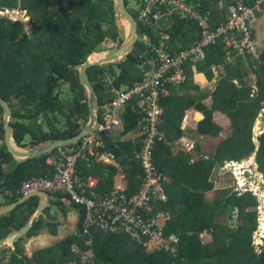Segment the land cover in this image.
I'll return each mask as SVG.
<instances>
[{
	"label": "trees",
	"instance_id": "trees-1",
	"mask_svg": "<svg viewBox=\"0 0 264 264\" xmlns=\"http://www.w3.org/2000/svg\"><path fill=\"white\" fill-rule=\"evenodd\" d=\"M123 1L137 21V39L133 47L121 59L87 70L97 94L100 120V106L112 99L110 89L131 87L140 82L142 64L150 67L148 63L155 47L174 53L202 39V28L187 13L174 11L175 20L170 27L154 29L151 23L139 20L136 7H129L130 0ZM219 1L223 2L222 7ZM243 1L248 6L253 4V0ZM187 2L207 13L213 30L225 23L227 6L234 5L231 0ZM0 10L25 13L31 29V34H27L19 19L0 16V97L9 104L12 113L10 125L14 141L21 148L34 149L74 137L89 120L88 99L79 79V66L90 53L99 52L105 43L118 45L122 42L114 0H0ZM249 31L254 42V25ZM241 38L238 34V39ZM223 39L219 36L205 45L202 58L184 62L185 81L169 87L168 95L162 96L158 103L164 106L162 126L166 140L164 137L158 143L154 154L157 166L169 180L164 184L167 199L153 200L154 212H170L164 230L167 235L175 234L178 238L176 250L149 251L128 234L111 233L98 225L85 233L86 211L71 203L79 216L77 232L29 258L23 251L25 240L46 230L56 233L60 225L58 217L51 214V208L56 205L64 210L61 200L65 196L53 193L44 216L14 244V249L0 250V264H66L72 258L71 249L75 245L94 250L91 264H264V246L257 251L252 239L259 227L258 214L248 211L257 207L256 197L251 192L238 195L226 189L214 201L206 200V194L214 190V169L226 161L242 162L256 156L259 171L264 175V131L257 141L254 140L256 120L264 108V52L237 55L235 51L225 50ZM192 65L203 72L211 71V66L215 65L239 69L236 74L231 69L226 70L225 77L212 92L211 107L206 108L200 100L183 103L182 97L179 100L175 96L174 89L178 87H196L191 79ZM248 75H254V84H248ZM183 106H194L201 111L205 118L198 122L197 131L210 140L222 132L212 114L219 111L230 119V136L213 154L196 146L187 152L183 148L176 149L183 136L179 121ZM3 116L0 107V141L4 142L0 144V198L3 200L0 208L22 198L20 188L24 181L49 174L46 160L58 151L55 149L26 161L16 160L6 146ZM142 117L138 102L134 100L124 111V131L101 133L105 143L101 148L115 153V163H78L80 177L99 179L97 192L100 195L109 194L121 169L128 192L139 190L144 168L136 158V150L140 149L141 138L137 136L132 140L130 135L137 132L138 120ZM125 135L127 138L122 139ZM27 137H31L30 143H26ZM38 203V198L33 197L0 216V240L24 227ZM235 211L241 224L232 221ZM204 231L212 234L210 242L201 239ZM87 240H92L90 246L86 245Z\"/></svg>",
	"mask_w": 264,
	"mask_h": 264
},
{
	"label": "built area",
	"instance_id": "built-area-1",
	"mask_svg": "<svg viewBox=\"0 0 264 264\" xmlns=\"http://www.w3.org/2000/svg\"><path fill=\"white\" fill-rule=\"evenodd\" d=\"M233 2L234 5L229 7L225 23L213 30L210 29L207 13L200 12L196 5L189 4L187 0H141L138 8L139 20L154 23L159 18L160 7H165L170 12L187 13L202 28L201 41L174 53L155 47L154 55L148 63L150 67L142 64L143 78L140 82L131 87L110 89L112 99L100 106L102 119L96 131L83 137L77 148L70 150L59 148L50 155L46 160L50 168L49 174L24 181L20 195L25 197L41 191L48 195L50 201L51 194L62 193L70 203L81 206L86 211L85 233L98 225L111 233L128 234L149 251L165 249L174 252L178 238L175 234L167 235L164 230L171 217L170 212L165 210L154 212L156 206L153 200L167 199L164 183L169 180L157 166L154 154L156 146L165 137L162 126L163 107L158 103L162 96L168 95L171 87L185 81L184 62L202 58L205 45L213 43L219 36L224 37L226 51H235L237 55L257 52L250 38L249 29L257 14L261 12L264 0H253L252 6L246 5L243 0ZM238 34H241V39H238ZM134 100H137L139 112L143 115L142 119L138 120V130L134 132L136 136H131L132 140L137 136L141 138L136 158L144 168V174L140 177L142 184L138 191L129 193L124 180L125 173L121 169L109 194L102 196L97 192L99 179L80 177L77 173L78 163L80 161L115 163V153L101 148L105 144L101 133L124 131V111ZM228 163L238 166L241 164L233 161ZM91 244L92 240H87L86 245ZM71 252L72 258L66 264L93 262L92 248L83 249L75 245Z\"/></svg>",
	"mask_w": 264,
	"mask_h": 264
},
{
	"label": "water",
	"instance_id": "water-1",
	"mask_svg": "<svg viewBox=\"0 0 264 264\" xmlns=\"http://www.w3.org/2000/svg\"><path fill=\"white\" fill-rule=\"evenodd\" d=\"M114 3L116 17L124 21V26H122V42H120L118 45L110 46L106 50L103 49L100 52L91 53L89 57L86 58L84 63L81 64L78 68L80 82L87 94L89 120L87 125L77 135L69 139L58 140L34 149H29L28 151L21 150L14 142L10 125L12 113L9 104L0 97V107L2 108L4 113L5 142L9 152L14 156V158L21 161H26L48 154L55 149L74 146L77 145L83 137L88 136L92 132L96 131L100 123L99 113L97 112V94L88 79L87 70L92 66H100L101 64L119 60L129 53L137 39L136 19L126 8L123 0H114ZM159 13L160 17L155 21L154 24H152V27L154 29L158 27L161 30L170 27L175 20L174 15L165 7L160 8ZM33 197H37L39 203L36 210L31 215L28 223L21 229L15 230L2 238L0 240V250L12 248L21 237L25 236L28 233V231L41 218V216L44 214V211L49 206V197L45 192H34L29 194L28 196L21 198L15 203L0 208V216H2L11 212L17 206L23 204Z\"/></svg>",
	"mask_w": 264,
	"mask_h": 264
},
{
	"label": "crops",
	"instance_id": "crops-1",
	"mask_svg": "<svg viewBox=\"0 0 264 264\" xmlns=\"http://www.w3.org/2000/svg\"><path fill=\"white\" fill-rule=\"evenodd\" d=\"M134 7H138L140 4V0H132ZM223 2L219 1V7H222ZM254 44L257 48V51L264 52V6L262 7L261 12L257 15L255 22H254ZM259 58V57H258ZM231 69L235 72L239 68L236 66H230L229 68H224L221 65L211 66V71L203 72L201 70H196L195 66H191L190 70L193 72L191 79L192 83L196 85L194 88L189 87H178L174 89L175 96L181 100L183 103L185 101H192V100H200L206 108H210L212 105V92L215 90L217 83L225 77L226 70ZM248 84H254L255 77L254 75H248L247 77ZM183 110L181 112V116L179 117V121L183 127V136L182 139L186 141L188 137H191V133L195 132V129L198 128V122L202 121L205 117L194 106L185 107L183 106ZM164 108V106H163ZM187 108V109H186ZM212 118L214 122L218 124L222 128V132L220 135L227 134V130L230 129L231 131V122L230 119L226 117V115L222 114L219 111H215L212 114ZM182 120V121H181ZM195 122V123H194ZM197 123V124H196ZM257 125L255 126V128ZM254 131H257L254 129ZM120 133V131H118ZM117 132V133H118ZM219 135V136H220ZM128 135L122 137V139H126ZM131 137V135H130ZM195 138V137H193ZM203 141H214L221 139L220 137H213L212 140L210 138L203 137ZM197 139V138H196ZM198 140V139H197ZM197 140L193 143L196 147H201L198 145ZM204 147V146H203ZM203 151L204 148L201 147ZM117 179L115 178V181ZM2 198H0L1 200ZM55 200V199H54ZM53 200V201H54ZM1 200L0 202H2ZM61 202L63 203L64 210L61 209L59 206L53 205L51 208V214L58 217L60 225L56 231V233H51L49 231H44L37 236H33L27 239L24 242L23 251L26 256L32 258L33 255L37 252L50 249L51 247L55 246L59 241L64 240L67 236L74 234L77 232L79 228V216L77 210L71 207V203L66 197H63ZM44 216V214L42 215ZM14 249V248H13Z\"/></svg>",
	"mask_w": 264,
	"mask_h": 264
},
{
	"label": "rangeland",
	"instance_id": "rangeland-1",
	"mask_svg": "<svg viewBox=\"0 0 264 264\" xmlns=\"http://www.w3.org/2000/svg\"><path fill=\"white\" fill-rule=\"evenodd\" d=\"M129 7L134 8L132 0H130ZM137 8H139V5ZM7 12L10 13L9 15L11 16L12 20L19 19L26 33L31 34L30 22H28V18L25 17V13L19 11H7ZM0 16H5V15L0 14ZM123 22H124L123 20L116 17V23L118 29L121 30V36H123V29H122V26H124ZM110 46H112L111 42H107L102 46V48H100V51H102V49L106 50ZM92 53H96V52H92ZM263 115H264V108L261 110L260 114L257 117L256 120L257 122L255 124V126L257 125V127L256 128L254 127V129L257 130L254 131V140L256 139L255 141H257L258 136L261 135L260 133L264 131ZM3 121H4V116H3ZM195 132L196 133L192 132L190 134L191 137H188L186 141L180 138L178 140L179 145L176 146V149L183 148L184 151L186 152L189 151L191 148L195 149V144L193 142L198 139L197 140L198 145L204 148L207 153L213 154L218 149L219 144L225 138L230 136L231 133L229 129L227 130L226 135L223 134L222 136L221 135L219 136L221 139L207 142V141H203L204 138L200 134H198L197 129H195ZM132 136H136V134L132 133ZM30 142H31V137H27L26 143H30ZM3 143L4 142L1 140L0 144ZM17 147L21 150H27V151L31 149L30 147L21 148L18 145ZM136 152H138V150H136ZM233 166H237V167H233ZM212 180L214 181V190L206 194V200L209 202L214 201L220 195L221 191H224L226 189H232V192H235L238 195L243 194V192L247 191L248 189L252 190L251 192L252 195L256 197L257 207L256 208L251 207L248 209V211L257 212L259 221H262L261 225L257 228L252 238L254 247L256 248L257 251H259L260 248L264 246V175L259 171V166L256 162V156L245 158L239 166L230 164L227 161L224 162L222 165H217L216 168L214 169ZM233 217L234 219L232 221H234L235 224H241L239 222V219H237L238 218L237 211H235ZM229 219L231 218H227V220ZM212 238H213L212 234L210 233H204L201 236V239H203L204 242H210Z\"/></svg>",
	"mask_w": 264,
	"mask_h": 264
},
{
	"label": "clouds",
	"instance_id": "clouds-1",
	"mask_svg": "<svg viewBox=\"0 0 264 264\" xmlns=\"http://www.w3.org/2000/svg\"><path fill=\"white\" fill-rule=\"evenodd\" d=\"M232 2H233V0H231ZM229 7L230 6H227V13H228V11H229ZM160 8H162V7H160ZM160 8H158V12H159V9ZM137 10H138V8H137ZM170 12V11H169ZM172 14H173V12H171ZM0 14H3V15H8L9 17H11L9 14V12H7V11H4V10H0ZM159 17H160V13H159ZM227 17H228V14H227ZM227 17H226V19H227ZM257 17V16H256ZM226 19H225V21H226ZM224 21V22H225ZM254 22H255V20H254ZM155 23V22H154ZM154 23H152V24H154ZM152 24H151V26H152ZM254 24V23H253ZM156 28H158V27H156ZM254 43V42H253ZM113 46V45H112ZM254 46H255V44H254ZM255 48H256V46H255ZM103 50V49H102ZM256 50H257V48H256ZM100 52V51H99ZM121 59V58H120ZM117 61V60H116ZM97 112H98V107H97ZM260 134H262V132L260 133ZM235 162V161H234ZM239 163H241V162H239ZM165 184V183H164ZM164 189H165V187H164ZM248 191H245V192H243V193H247ZM23 198V197H22ZM49 201V200H48ZM261 224H260V221H259V226H260ZM12 248H14V247H12Z\"/></svg>",
	"mask_w": 264,
	"mask_h": 264
},
{
	"label": "bare ground",
	"instance_id": "bare-ground-1",
	"mask_svg": "<svg viewBox=\"0 0 264 264\" xmlns=\"http://www.w3.org/2000/svg\"><path fill=\"white\" fill-rule=\"evenodd\" d=\"M243 171V170H242Z\"/></svg>",
	"mask_w": 264,
	"mask_h": 264
}]
</instances>
